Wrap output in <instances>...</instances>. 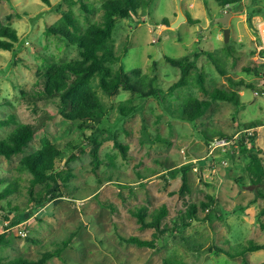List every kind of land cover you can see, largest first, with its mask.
<instances>
[{
	"label": "rangeland",
	"instance_id": "1",
	"mask_svg": "<svg viewBox=\"0 0 264 264\" xmlns=\"http://www.w3.org/2000/svg\"><path fill=\"white\" fill-rule=\"evenodd\" d=\"M73 1L71 6L83 27L103 20V0ZM82 2L94 6L95 12L87 10ZM59 3L64 4L62 8L70 6L68 0H51V4L44 0H0V19L19 33L13 50L0 49V121L16 114L19 122L39 127L26 152L12 158L0 155V192L8 184L18 187L0 199V233L6 232L10 239L0 247V258L6 261L25 255L37 259L43 251L63 248L68 242L61 256L52 257L47 264H164L165 257L183 260L184 264H245L244 257H231L213 248L223 246L235 253L252 239L264 242V230L258 224L264 198L256 196L260 187L253 185L247 167L249 157L239 142L241 136L237 137L252 129L255 139L247 137L245 145L257 146L255 152L264 165V47L259 41L263 16L248 21L249 0L231 5L229 41L223 25L216 22L226 9L219 0H182L185 15L199 16L201 21L193 24L186 20L176 28L168 24L178 17L177 0H150L146 11L140 9L141 19L135 15L118 17L113 38L116 48H125L127 54L114 66L122 63L138 86H154L164 92L137 96L133 100L136 111L123 116L118 104L132 92L123 88L109 96L100 90L108 114L92 129L62 115L59 98L31 102L24 97L25 92L39 87L38 70L46 69L51 62L79 57L76 46H69L64 36L49 30L63 14L62 8L57 9ZM207 14H211L208 20ZM211 53L219 58L226 75ZM196 54L209 87L234 89L240 95L239 101L215 100L205 115L192 122L180 116L182 103L189 97L206 95L192 82L195 70L188 84L170 91L181 77V69L167 57L194 59ZM137 67L142 68L141 74L136 73ZM247 67L253 71H247ZM144 75L147 79L141 82ZM229 78L252 85L233 84ZM16 125L1 126L0 138ZM207 132L213 134L212 140L225 132L221 137L232 139V143L211 150ZM46 136L64 151L57 169L63 172L66 183H61L64 197L38 210L28 208L33 175L21 168V160L40 148ZM116 138L128 145L127 157L115 144ZM92 139L101 143L103 162L98 167L91 155ZM73 155L75 158L68 160ZM185 166L189 168L185 170ZM43 187L37 184L35 191ZM194 202L199 215L211 218L160 235L156 241L162 249L121 238H154L155 229L142 227L133 212L141 206L151 214L167 205L169 213L162 226L172 227ZM202 202H209L210 210L204 209ZM22 213L25 221L11 226L6 216ZM246 257L249 264H261L264 249L249 252Z\"/></svg>",
	"mask_w": 264,
	"mask_h": 264
},
{
	"label": "trees",
	"instance_id": "2",
	"mask_svg": "<svg viewBox=\"0 0 264 264\" xmlns=\"http://www.w3.org/2000/svg\"><path fill=\"white\" fill-rule=\"evenodd\" d=\"M44 1L51 4V0ZM68 1L70 2L68 8H62L64 5L63 3L58 4L57 9L59 10L62 8L63 14L57 22L49 26V30L64 36L69 46H76L79 57L61 63L51 62L46 69L38 70L39 87L36 88V90L25 92L24 97L28 101L36 102L43 99L59 98L60 112L62 115L71 120H78L83 125L93 129L104 122L109 109L100 94V90L109 96H114L123 88L132 92L130 98L118 104L120 113L123 116H129L136 111V105L133 104V100L137 96L148 97L164 92L163 89L154 86L148 89L138 86L133 82L131 74L125 69L122 63H119L117 67L114 66L116 62H120L121 58L127 54L125 48L122 50L119 49L120 51L116 48V42L113 38V31L117 18L134 15L140 18V9L142 8L146 11L147 7L150 5V0H103L101 5L103 20L101 22L91 23L85 27L81 25L71 6L74 1ZM219 1L222 6L242 2V0ZM81 5L87 10L95 12L94 6L91 8V5L86 2H82ZM145 14H147V12ZM256 15H261L264 18V0H249L248 21L252 23L253 17ZM188 21L196 24L200 23L201 20L189 17ZM18 40V30L9 24L3 23L0 19V49L13 50ZM261 54L264 56V49L261 50ZM214 56L215 55L211 53L210 57L212 60L216 62L222 74L226 75L224 66L219 63V58ZM198 57L199 54H196V58L194 59L190 56L167 57L170 62L181 69V77L171 85L170 91H174L188 84V77L195 70V73L192 75V82L198 85L201 91L206 95V97L192 96L182 103V112L180 116L192 122H195L205 115L215 100L239 101L240 95L234 89L229 90L218 86L209 87L207 85L206 72L201 71L198 66ZM246 70L251 72L253 68L247 67ZM136 73L141 74L142 68L137 67ZM146 79L147 76H142L141 82H144ZM229 80L233 84L245 83L248 86L252 85L251 82H247L243 79L236 81L229 78ZM11 123H16V127L11 130L7 136L0 138V155L7 158H12V156L16 154L26 152L31 141L36 138L39 129V127L33 123L19 122L16 119V114H12L1 120L0 127L3 125H10ZM219 133L221 136L225 135V132ZM211 135L213 134L210 132L205 134L207 140H212ZM247 137L250 139L252 138L251 140L255 139L253 135L251 137V135L243 133L239 138V142L244 152H246L249 157L247 167L252 175L253 185H258V187H260L256 189V196L264 198V190L261 188L262 186H260H264V165L260 163L261 157L255 152L254 148L257 146L251 145V148H248L245 145ZM92 143H94V146L91 150V155L94 164L98 167L103 162L99 154L101 143L97 139H92ZM115 144L122 150L124 157H127L128 145L121 142L118 138L115 139ZM63 154L64 151L58 144L46 136L42 139V146L40 148L22 157L21 168L27 169L33 175L29 187L31 204L28 208L39 210L53 200L64 197L61 190V183H66V179L65 176L62 175L63 172L57 169V160L61 158ZM75 156L76 155L71 156L68 160L71 158L74 159ZM187 168L189 167H184L185 170ZM2 182L3 180L0 179V184ZM37 184H43L44 187L36 192L35 186ZM187 185V178L184 176V187L186 188ZM17 189L16 183L8 184L3 191L0 192V199ZM201 205L204 209L210 210L211 204L209 202H202ZM17 208L18 207L15 209ZM146 209V206H141L133 212L137 216L142 227H153L155 229L154 238L148 239L138 235H121V238L128 243H136L139 246H147L153 249H162V247L158 245L156 239L167 231L170 233L177 232L180 230L181 226H190L194 224L195 221L211 218L210 216L202 217L199 215L198 204L194 202L188 206L185 213L180 215V219L174 226H162L163 219L169 213L167 205L159 207L151 214H149ZM24 215L25 213L20 215L15 214L11 218L7 216L6 218L10 220V225L14 226L25 221ZM28 216L30 217L29 213H26L27 219L29 218ZM148 216H150V218ZM258 216L260 226L264 230V205L259 210ZM8 243H10L8 234L6 232H1L0 247ZM68 245L69 243L66 242L63 248L57 247L56 250L43 251L41 256L37 259L25 255H19L6 261L0 258V264H47L52 257H60L62 251ZM260 249H264V242H259L254 239L250 241V244L244 245L239 252L235 253L223 246H216L213 248L214 251L226 253L231 257L242 256L244 257L245 264H249L246 257L247 253ZM164 264H184V261L174 260L172 257H165ZM261 264H264V261L261 262Z\"/></svg>",
	"mask_w": 264,
	"mask_h": 264
},
{
	"label": "water",
	"instance_id": "3",
	"mask_svg": "<svg viewBox=\"0 0 264 264\" xmlns=\"http://www.w3.org/2000/svg\"><path fill=\"white\" fill-rule=\"evenodd\" d=\"M181 1L182 0H177L178 7H179L177 19L174 22H172L171 24H168V25H171L175 28L178 27L183 21L188 20V17L185 15V13L181 7ZM232 17H233V8H232V6H230L227 10L222 12L221 16H218L216 18V22L221 23L224 27V35H225L226 41H229V39L231 37V19H232Z\"/></svg>",
	"mask_w": 264,
	"mask_h": 264
},
{
	"label": "built area",
	"instance_id": "4",
	"mask_svg": "<svg viewBox=\"0 0 264 264\" xmlns=\"http://www.w3.org/2000/svg\"><path fill=\"white\" fill-rule=\"evenodd\" d=\"M231 6V4H227L225 7H226V9L225 10H227L229 7ZM264 21V20H263ZM260 24H261V22H260ZM260 24H259V28H260ZM261 40V41H260ZM259 41H260V44H261V47H264V45H263V38L262 39H259ZM245 133L247 134V135H252V129H250V128H247L246 130H245ZM239 135L241 136V134H238V136L237 137H239ZM239 139V138H238ZM249 139V138H248ZM248 139L246 140V141H248ZM230 143H232V139H228L227 137H221V136H217V137H215L212 141H211V144H210V146H211V150H214L215 148H218V147H221V146H227L228 144H230Z\"/></svg>",
	"mask_w": 264,
	"mask_h": 264
},
{
	"label": "crops",
	"instance_id": "5",
	"mask_svg": "<svg viewBox=\"0 0 264 264\" xmlns=\"http://www.w3.org/2000/svg\"><path fill=\"white\" fill-rule=\"evenodd\" d=\"M223 12V11H222ZM221 15H222V13H221ZM220 15V16H221ZM208 16H209V18H210V16H211V14L209 15V14H207V16H206V19L208 20ZM193 18H198V19H201V17H199V16H195V17H193ZM262 19H264L263 17H261ZM196 24H198V23H196ZM197 157H195L194 159H196ZM255 218L256 217H254V219L253 220H251V222L252 223H254V221H255ZM258 224L260 225V221L258 222ZM261 227V226H260Z\"/></svg>",
	"mask_w": 264,
	"mask_h": 264
},
{
	"label": "bare ground",
	"instance_id": "6",
	"mask_svg": "<svg viewBox=\"0 0 264 264\" xmlns=\"http://www.w3.org/2000/svg\"><path fill=\"white\" fill-rule=\"evenodd\" d=\"M260 32H261V34H262V38H263V41H264V24H262V25L260 26Z\"/></svg>",
	"mask_w": 264,
	"mask_h": 264
}]
</instances>
